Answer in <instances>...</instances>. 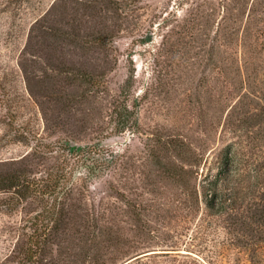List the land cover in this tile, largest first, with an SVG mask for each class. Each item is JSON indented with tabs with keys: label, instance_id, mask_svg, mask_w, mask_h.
I'll list each match as a JSON object with an SVG mask.
<instances>
[{
	"label": "rangeland",
	"instance_id": "1",
	"mask_svg": "<svg viewBox=\"0 0 264 264\" xmlns=\"http://www.w3.org/2000/svg\"><path fill=\"white\" fill-rule=\"evenodd\" d=\"M0 77L45 142L115 158L67 175L46 264H264V0H0ZM24 156L60 164L14 143L0 168Z\"/></svg>",
	"mask_w": 264,
	"mask_h": 264
},
{
	"label": "trees",
	"instance_id": "2",
	"mask_svg": "<svg viewBox=\"0 0 264 264\" xmlns=\"http://www.w3.org/2000/svg\"><path fill=\"white\" fill-rule=\"evenodd\" d=\"M3 80L0 77V106L3 109L0 126L4 130L0 136V148L8 144L22 143L40 155L57 154L60 164L45 178L31 176L25 167L17 166L25 156L7 159L11 165L8 170L0 168V215L14 214L28 199L39 198L42 204L34 216L27 217L20 224L13 223L1 228L2 232L6 231L7 237L18 238L13 248L9 245L0 246V264H46V250L57 229L62 194L74 184L71 181L69 185L67 175L75 176L84 172L99 176L114 163L115 158H104L106 151L100 146L79 145L70 141L45 142V137L39 136L18 121L10 88ZM33 142L36 143L31 146ZM229 155L232 164L235 162L233 153ZM3 163L5 161L0 158V164ZM228 170L229 168H224L223 173L226 174ZM220 201L212 197L208 208L216 214L221 212V207L217 208L216 204H223L225 201ZM23 237L24 241L21 239ZM139 260L140 258L136 259Z\"/></svg>",
	"mask_w": 264,
	"mask_h": 264
},
{
	"label": "water",
	"instance_id": "3",
	"mask_svg": "<svg viewBox=\"0 0 264 264\" xmlns=\"http://www.w3.org/2000/svg\"><path fill=\"white\" fill-rule=\"evenodd\" d=\"M140 257V256H139ZM138 257H136V258H134V259H137ZM134 259H131V260H129V261H127L126 263H124V264H128L129 262H131V261H133Z\"/></svg>",
	"mask_w": 264,
	"mask_h": 264
}]
</instances>
